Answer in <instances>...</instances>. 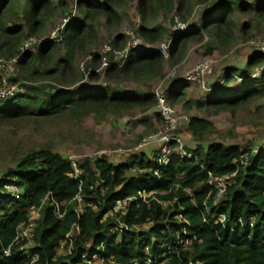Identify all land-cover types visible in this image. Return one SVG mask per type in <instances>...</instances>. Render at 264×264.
Instances as JSON below:
<instances>
[{"label": "trees", "instance_id": "obj_1", "mask_svg": "<svg viewBox=\"0 0 264 264\" xmlns=\"http://www.w3.org/2000/svg\"><path fill=\"white\" fill-rule=\"evenodd\" d=\"M11 1L0 0V57H17L18 74L34 82L44 81V86L36 88L32 83L24 84V93L1 101L0 123L62 112L68 113L70 120L79 121L110 111L154 108L156 97L151 91L141 95L111 94L108 87L80 86L71 92L57 90L52 85L51 80L62 82L65 71L70 69L71 53L86 37L85 20L92 12L109 16L116 0L78 1L83 19L69 22L61 32L66 55L60 73L57 65L31 67L35 62L45 65L53 47L51 40L36 46L34 53L31 50L23 54L17 52L23 39L33 35L35 28L43 23L37 17L47 12L48 0L24 3L22 17L32 18L28 34L24 33V25L7 27L2 22ZM138 1L141 14L153 16L154 12L162 10L165 15L174 12L184 20L192 0ZM194 1L205 4L210 0ZM58 3L63 4L62 0ZM233 8L260 13L264 10V1L217 0L213 11L202 13V31L213 24L219 29L221 25L225 30L230 29L229 13ZM167 34L161 25L150 29L143 24L140 28V35L150 45ZM172 37L170 54L176 49L182 50L179 45L187 38L201 39L200 31L194 29ZM91 55L92 62L99 61L96 53ZM161 67L162 57L155 51H133L121 68L115 65L107 68V79H152ZM257 67L262 85L257 87L250 81L240 96H216L204 106L228 109L245 103L258 92L264 93V53L256 51L247 58V71L229 68L226 76L230 73L229 79L248 78L251 76L248 70ZM187 86L184 82L174 83L169 88L168 101L171 104L182 101ZM45 88L49 92L46 93ZM155 117L161 122L159 113H155ZM186 128L194 141L192 146L184 145L191 157L183 159L174 152L166 165L157 163L156 152L152 158L143 152H131L120 163L110 161V155L95 159L83 157L74 162L79 172L76 175L72 161L48 147L31 150L15 159L0 175V264H30V256L36 257L32 264H89L88 259L93 256L101 260V264H133L134 261L141 264L149 260L150 264H264V145L250 151L244 146L221 143L203 146L204 135L212 124L197 116L190 117ZM209 175L213 179L229 177L219 200L209 184ZM7 186L14 190H7ZM138 192L152 194L144 201ZM132 197L135 198L128 200ZM118 201L127 202L126 212L124 215L115 213L113 218L110 213ZM32 211L37 214L33 220V237L15 242L18 227L28 221ZM220 215L225 217L223 223L218 220ZM119 226L126 229H118ZM111 228L118 230L110 231ZM185 240H190L187 248L183 245ZM27 241L31 242L28 246ZM60 248L66 252L59 253ZM7 249L10 253L5 256Z\"/></svg>", "mask_w": 264, "mask_h": 264}, {"label": "rangeland", "instance_id": "obj_2", "mask_svg": "<svg viewBox=\"0 0 264 264\" xmlns=\"http://www.w3.org/2000/svg\"><path fill=\"white\" fill-rule=\"evenodd\" d=\"M78 1L80 0H62L63 4L59 5L58 0H48L47 12L37 17V20L41 19L43 23L35 28L33 35L26 36L37 42L28 50L34 53L36 46L51 40L52 33L56 29L61 32L69 22L81 21L83 14L77 6ZM90 1L97 3L99 0ZM237 1L253 3L258 0ZM25 2L26 0H12L2 22L7 27L15 24L24 25V33L28 34L27 27L31 23L29 19L32 18L22 17ZM138 3V0H116L109 16L104 12H98V14L92 12L91 17L85 20L86 37L71 53L70 69L67 68L65 71L62 82L56 79L51 80L54 88L75 92L80 86L94 89L108 87L111 94L131 92L141 95L145 91L153 93L160 85L163 90H167L183 75L208 59L212 69L210 75L204 79L205 85L202 87L196 83L188 84L182 101L176 104L168 103L179 116L186 118L180 122L178 128L183 144L186 145L185 143L191 141L186 129L187 120L197 116L212 124V128L204 135L203 146L207 143H221L226 146H244L250 151L251 148L255 149L264 145V93L262 91L237 107L225 109L222 106H204L205 102L216 96L226 95L229 98L240 96L245 84L250 81H253L257 87L262 85L258 67L248 70L251 75L248 78L237 76L229 79L230 73L227 76L226 73L229 68L247 71L245 68L247 58L253 52H260L262 48L264 50V10L256 13L251 9V11H240L233 8L229 13L231 14L230 29L225 30L224 25H221L219 29L218 25L213 24L202 31L200 27L202 13L205 11L208 14L212 9L214 10L217 0H210L205 4H198L192 0L190 12L183 16L184 20L174 12L165 15L162 10L154 12L153 16L148 13L141 14ZM143 24L150 29L161 25L168 34L162 40H157L150 45L140 35ZM192 29L200 31L201 39L187 38L181 46L179 45L183 48L182 50L179 48L170 54L172 35ZM62 37L59 41H55V38L51 40L53 47L50 50L51 53H48L50 57L46 59L45 65L35 62L31 67L54 68L57 65L58 73H60L63 67L62 60L66 55L63 34ZM134 41H138L139 48L149 47L145 51H155L162 57L159 74L147 80L132 81L121 77L107 79V68L114 65L112 63L114 54L112 56L109 53L104 54V48L110 47L119 53ZM115 42H117L116 46H114ZM92 53L99 56V61L92 62ZM9 60L11 59L0 57V75L3 74L9 84L19 83V87L23 89L22 93L25 92L24 84L32 83L31 85L36 88L43 85L44 81L34 82L18 74L17 65ZM10 68L12 71H9ZM237 75H240V71ZM44 90L46 93L49 92L47 88ZM5 100L2 98L0 102ZM184 103H187L185 107ZM142 110L143 108L135 107L130 111H110L98 116L89 115L79 121L70 120L69 114L62 112L64 114L59 113L49 117L32 115L9 123H0V175L14 164L15 159L31 150L45 147L71 161L93 155L98 151L110 152L107 154L111 156L110 161L124 160L131 152L150 145L149 137L162 129L163 123L156 120L155 108ZM31 215L36 216V211H32ZM62 252V249L59 250V253Z\"/></svg>", "mask_w": 264, "mask_h": 264}, {"label": "built area", "instance_id": "obj_3", "mask_svg": "<svg viewBox=\"0 0 264 264\" xmlns=\"http://www.w3.org/2000/svg\"><path fill=\"white\" fill-rule=\"evenodd\" d=\"M59 29H56L54 33H52V37L50 38L51 40L59 41L61 40L62 37V31L58 32ZM37 42L34 41L33 38L31 37H26L25 40L21 43V45L18 47L17 52L18 54H23L30 49L34 44ZM252 44H255V42H252ZM149 47H138V41L132 42L129 46H127L122 52L117 53L116 51L112 50L110 47L104 48L103 53H109L111 56L114 54L112 63L116 66H121L124 61L128 58V56L133 52V51H145ZM259 52V51H258ZM261 53H264V50L262 48ZM17 60V57L12 58L9 61L15 62ZM105 65V63H104ZM211 63L210 61L205 60L202 63H199L195 68H193L191 71L183 75L178 82H184L188 84H199L202 87L205 85L204 79L210 75L211 72ZM9 71H12V68L9 69ZM0 72H1V64H0ZM260 74V70L259 73ZM22 87V85L20 84ZM208 88V87H207ZM205 88V89H207ZM25 91V88H24ZM23 89L19 87V83H12L9 84L6 81V78L4 75H0V99H7L12 96H14L17 93H22ZM154 94L157 99L156 103V109L160 113L162 119H163V125L162 129L159 130L158 132L152 134L148 142L151 143H156L157 146V157L156 161L160 165H166L168 163L169 156L172 155L174 152H177L180 157L183 159H189L191 157V154L188 153L184 149V144L182 141V138L178 134V128L180 125V122L182 120H186V118L179 116L174 109H172L169 104L167 103V91L163 90L161 85L158 87L157 90L154 91ZM188 121V120H187ZM176 145V148H173L172 144ZM110 154V152H104V151H98L94 153L93 155H90L89 157L91 159H95L97 157H100L102 155H107ZM74 170L76 172V175L79 174L78 169L75 166V163L72 162ZM227 176L220 177L218 179H212L211 175H209V184L216 190V199L218 200L221 198L222 193L226 189L227 185ZM7 190L13 191L14 188L12 186H7ZM152 193H145V192H138V196L142 198L144 201L147 199ZM135 197H132L128 200H133ZM79 200V199H78ZM126 201H118L113 209V213H118V212H123L126 209ZM163 207L166 205L163 204ZM36 216L31 215L28 221L22 225H20L16 231V237L14 239L15 242L18 241H24L26 239H31L33 237V220ZM219 221L221 223L224 222L225 218L223 215L219 216ZM31 242L27 241L26 246L30 245ZM9 249L4 251V255L8 256L9 255ZM24 253H27L24 251ZM28 256V255H27ZM31 260V263L36 260V257H29Z\"/></svg>", "mask_w": 264, "mask_h": 264}, {"label": "clouds", "instance_id": "obj_4", "mask_svg": "<svg viewBox=\"0 0 264 264\" xmlns=\"http://www.w3.org/2000/svg\"><path fill=\"white\" fill-rule=\"evenodd\" d=\"M127 60V59H126ZM125 60V61H126ZM125 61H124V63H125ZM123 65V64H122ZM121 65V66H122ZM116 66V65H115ZM121 66H117V67H121ZM188 84V83H187ZM167 103H170L169 101H168V93H169V88H167ZM153 93H154V91H153ZM20 94V93H19ZM16 95V94H15ZM155 95V94H154ZM13 97V96H12ZM156 97V96H155ZM11 98V97H10ZM7 99H9V98H7ZM6 99V100H7ZM156 103H157V99H156ZM154 108L156 109V105L154 106ZM153 108V109H154ZM156 111H157V109H156ZM157 114L159 113L158 111L156 112ZM159 115H160V113H159ZM160 117H161V115H160ZM161 119H162V117H161ZM162 121V123H163V119L161 120ZM179 134V133H178ZM149 143H151V142H149ZM137 152V151H136ZM156 153H157V149H156V151H155ZM87 157H89V156H87ZM156 157H157V155H156ZM90 158V157H89ZM72 162H75V161H72ZM211 178H212V176H211ZM213 179V178H212ZM228 179H229V177H228ZM215 180V179H214ZM226 187H227V185H226ZM215 190V189H214ZM216 191V190H215ZM225 191V190H224ZM217 193V192H216ZM223 194V193H222ZM220 199V198H219ZM218 199V200H219ZM126 206H127V204H126ZM127 208V207H126ZM124 211H126V209L124 210ZM123 211V212H124ZM118 213H122V211L121 212H118ZM110 216L111 217H116L115 215H114V213L113 212H111L110 213ZM225 218V217H224ZM219 220V219H218ZM225 221V220H224ZM220 222V221H219ZM221 223V222H220ZM120 228H123V229H126V227L124 226V227H122V226H119V228L118 229H120ZM118 229H116V230H118ZM113 230H115V229H113V228H111V230L110 231H113ZM115 230V231H116ZM190 244V240H185L184 242H183V245H184V247L185 248H187L188 247V245ZM63 250V252H66L63 248H60V250ZM94 261H95V264H101L102 263V261L101 260H99L96 256H93L92 258H91V260H89L88 259V263L89 264H94ZM152 261H146V262H143V263H141V264H150ZM154 262H156V261H154ZM133 264H140V263H138L137 261H134V263Z\"/></svg>", "mask_w": 264, "mask_h": 264}, {"label": "crops", "instance_id": "obj_5", "mask_svg": "<svg viewBox=\"0 0 264 264\" xmlns=\"http://www.w3.org/2000/svg\"><path fill=\"white\" fill-rule=\"evenodd\" d=\"M187 129V128H186ZM180 135V134H179ZM180 137H182V136H180ZM184 138V137H183ZM189 139L191 140L190 142H188V143H185L186 145H188V146H192L193 144H194V141H192V138H191V136H190V133H189ZM150 145H146V146H143L142 147V149L141 150H139V151H137V152H143V153H145L146 155H147V157H151L152 158V155H153V153L156 151V149H157V144L156 143H149ZM151 151H152V153H151ZM122 161H124V160H120V161H118V163H120V162H122ZM125 212L126 211H124V212H122L121 213V215H124L125 214Z\"/></svg>", "mask_w": 264, "mask_h": 264}]
</instances>
